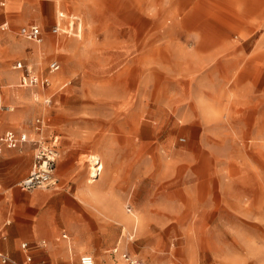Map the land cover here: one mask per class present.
Returning <instances> with one entry per match:
<instances>
[{"label": "rangeland", "instance_id": "obj_1", "mask_svg": "<svg viewBox=\"0 0 264 264\" xmlns=\"http://www.w3.org/2000/svg\"><path fill=\"white\" fill-rule=\"evenodd\" d=\"M4 3L0 6L10 11L22 0ZM29 4L31 19L7 31L16 30L14 47L26 48L8 66L17 71L14 64L23 59L51 84L8 82L11 90L29 91L32 104L23 126L5 130L40 138L36 117L51 118L64 145L58 180L45 188L73 190L75 183L84 188L101 157L102 178L92 183L102 181L101 188L112 192L106 208L84 189L80 249L72 242V252L69 244L66 255L62 250L52 255L53 262L81 264V256L90 254L96 264H130L122 257L129 252L151 264H264V46L254 51L260 62L248 65H242L246 53L239 49L213 50L230 44L218 28L229 17L227 5L221 0ZM60 8L80 16V30L53 31ZM35 17H44L41 42L19 30ZM232 56L237 64L226 60ZM55 59L61 67L53 71ZM19 96V106L27 107L25 95ZM13 149V165L0 164V192H7L4 177L9 180L22 163L29 164V173L34 160L33 142ZM64 231L74 238L62 228L54 243ZM50 243L46 238L47 247ZM50 257L37 261L51 264Z\"/></svg>", "mask_w": 264, "mask_h": 264}, {"label": "crops", "instance_id": "obj_2", "mask_svg": "<svg viewBox=\"0 0 264 264\" xmlns=\"http://www.w3.org/2000/svg\"><path fill=\"white\" fill-rule=\"evenodd\" d=\"M4 1L5 0H0V4L6 5ZM221 2L225 5L226 9L228 7L230 14L229 17H224L222 27L220 26L218 28L220 31H224L225 40L229 41L230 44H227L226 46L220 44L213 48V50L230 51L239 49L246 53V57L242 58V65L258 64L260 62V57L257 55L254 56V51L258 47L264 46V0H221ZM29 5V0H22L21 6L13 7L10 11H6L0 6V22L7 21L10 26L16 27L23 21H29L32 14H34L33 11H30ZM57 11H65L67 13L72 12L64 8H60ZM234 13H237V15ZM17 14L22 16L17 17ZM33 22L41 24L44 39L46 31L44 17H35L32 22L23 23L21 26L32 24ZM13 27L10 29L11 31H6L4 34L5 36L7 33L6 42H0V57L2 56V59H0V82L2 84V87L0 86V93L3 105L1 110H4L0 116V131H4L7 127L18 128V126H23L26 120L25 118L29 117L28 115L30 114V108L28 106L29 104H32V94L29 91L22 92L19 89L11 90L9 87L10 85L8 84L10 81L15 82L18 78L21 79L22 74L21 68H16L14 66L17 71L10 70L8 66L10 57L22 54L26 50L23 46L14 47L13 42L16 39V30H14ZM236 28H239L244 36L238 34ZM215 34L216 33H214V35ZM232 38H237L240 44L234 45L233 42L230 41ZM3 48L4 51L7 49V52L9 53L6 57L3 56ZM226 60H232V63L237 64L234 56ZM24 63L26 62L24 61ZM1 88H3L4 92ZM20 94L25 95L23 98L28 102L27 107L19 106L22 102L20 100ZM15 107H18L17 111L14 110ZM41 116L46 119L47 125L42 132L38 133L42 134L41 136H44L48 142L57 141V146L61 154L59 158L60 160L63 155L62 152L64 145L61 133L53 127L51 118L45 115ZM35 121L33 123L34 128ZM0 147V164L1 162H7L8 165H11L14 162L13 155L16 153L15 150L2 142L0 143ZM96 159H99V163L101 162V164H103L102 167L104 168V162L101 157H96ZM59 160L56 169L58 168ZM28 169L29 164L22 163L17 170L11 172L12 174L9 180L4 177L3 182L7 186V192H0V220L2 222L10 220L11 223L6 226L3 236L0 237V251L3 254L5 253L8 255L11 258V261L9 262H12L13 264L24 263L26 256L29 253L33 256L36 262H39L37 260L41 258H46L47 255L48 257L51 256V264H55L52 255L56 254V251L62 250L65 253L64 255H66L67 245L69 244H71V252L73 250V244L74 248L76 247L77 249H80L76 240L84 233L83 225L81 224L82 212L86 208L82 201V193H84V189H87L91 198H98L99 201L101 200L104 202L106 208L107 204L111 203L109 198L111 197L112 192L110 190L108 191L107 188H101L102 181L97 183H92L93 181H91V183L89 182L84 188L82 187L83 185L75 183L73 190L65 187L58 191L46 189L45 187H38L37 189L32 190L17 188L16 181L24 175L27 176L30 173V170L29 173L27 172ZM101 173L102 172L92 177L96 179L99 176L96 180H100V178H102L100 176ZM90 189H92V191ZM62 228L69 229L74 238L71 239L70 233L64 231L62 233V239L57 238L58 242L54 243L53 240L57 237V234ZM64 234L67 236L64 237ZM3 237L4 239L1 241ZM46 238L51 240V245L49 247H47ZM42 241H45V243L43 244ZM23 242H27L31 246L29 250L23 249L21 245ZM19 244L21 245L22 250H19ZM10 251H14L13 258L9 255ZM24 255L25 257H23ZM4 264H8V262ZM57 264L59 263L57 262Z\"/></svg>", "mask_w": 264, "mask_h": 264}, {"label": "built area", "instance_id": "obj_3", "mask_svg": "<svg viewBox=\"0 0 264 264\" xmlns=\"http://www.w3.org/2000/svg\"><path fill=\"white\" fill-rule=\"evenodd\" d=\"M10 25L9 22L4 21L0 22V42L2 41L4 34L8 31ZM81 27V19L80 16L74 12H65L59 11L57 14V19L54 22L52 29L55 33L61 34L66 33L69 34L77 29L80 30ZM20 34L25 38L41 42L43 40V29L40 23L33 22L32 24L22 25L20 27ZM51 65V70H58L61 65L57 59L53 60ZM14 66L22 69L20 83L22 85L27 86H35L38 83H42V85H50V80L48 77H40L37 72L23 60L19 59L16 61ZM1 97V93H0ZM50 101V100H49ZM2 102L0 100V110L2 108ZM47 125L46 119L43 116L39 115L36 117L35 121V130L38 132H42L44 127ZM6 144L10 148H19L24 146L29 142H33L35 144V160L33 166L30 170V173L21 178L18 182V186L24 190H32L37 189L38 187H50L55 185L58 178L56 176V167L58 160L60 158V150L57 146V141L48 142L44 136L40 138H32L26 131H16L14 129H6L4 131H0V143ZM1 151V147H0ZM95 171L96 174L102 172V165L99 163V159H96L95 163ZM1 187V181H0ZM11 223L10 220L1 221L0 220V237L3 236L4 229L7 225ZM67 235L64 234V237ZM44 244L45 241H42ZM23 249L29 250L30 245L27 242H23ZM118 248H116V251ZM122 257L130 264H151L147 261L141 260L138 257L128 253H123ZM11 261V258L3 254L0 251V264H4ZM81 264H96L94 256L90 254H85L80 258ZM22 264H43L42 262H36L33 256L29 253L26 256V260Z\"/></svg>", "mask_w": 264, "mask_h": 264}, {"label": "bare ground", "instance_id": "obj_4", "mask_svg": "<svg viewBox=\"0 0 264 264\" xmlns=\"http://www.w3.org/2000/svg\"><path fill=\"white\" fill-rule=\"evenodd\" d=\"M0 100H1V97H0ZM101 163V162H100ZM102 166H103V164H101ZM91 168H93V170L95 169V165H93V167H91ZM94 175H96V171L94 170L93 172L91 171V174H90V177H89V182L91 183V181H94V180H96V179H93L92 178V176H94ZM99 177V176H98Z\"/></svg>", "mask_w": 264, "mask_h": 264}]
</instances>
